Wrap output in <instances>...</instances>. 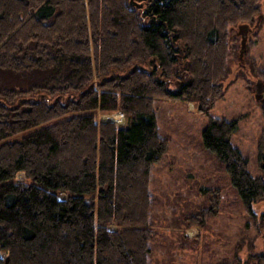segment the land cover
I'll return each instance as SVG.
<instances>
[{"label": "trees", "instance_id": "obj_1", "mask_svg": "<svg viewBox=\"0 0 264 264\" xmlns=\"http://www.w3.org/2000/svg\"><path fill=\"white\" fill-rule=\"evenodd\" d=\"M261 12L260 0H0V73L47 74L0 86V264H149L151 171L169 146L153 102L195 101L209 114L225 91L232 29ZM237 128L210 116L203 141L251 210L264 177L233 145ZM258 158L264 167V129ZM254 259L264 264V253Z\"/></svg>", "mask_w": 264, "mask_h": 264}, {"label": "rangeland", "instance_id": "obj_2", "mask_svg": "<svg viewBox=\"0 0 264 264\" xmlns=\"http://www.w3.org/2000/svg\"><path fill=\"white\" fill-rule=\"evenodd\" d=\"M260 5L259 16L243 22L250 26L243 61L239 25L231 31L234 50L228 58L230 72L223 81L225 91L209 114L199 111L195 101L159 97L153 102L159 133L169 139V146L151 171L150 218L154 236L149 264H260L254 256L264 253V199L254 202L249 210L225 163L203 141L210 116L237 119L238 128L231 141L249 157L250 172L264 177L258 158L264 104L256 97L261 82L264 98V0ZM46 76V72L35 68L3 70L0 86L29 88L42 83ZM175 83H171L173 89L177 88ZM96 113L99 121H127L121 110ZM17 178L26 180L23 173ZM61 197L66 195L62 193ZM210 209L213 212L209 211L206 219L198 216L201 224H189L193 215ZM109 227L115 229L117 225Z\"/></svg>", "mask_w": 264, "mask_h": 264}, {"label": "water", "instance_id": "obj_3", "mask_svg": "<svg viewBox=\"0 0 264 264\" xmlns=\"http://www.w3.org/2000/svg\"><path fill=\"white\" fill-rule=\"evenodd\" d=\"M250 31V26L248 23H243L239 25L238 34L241 35V49H240V60L243 61L245 53L247 51V42H248V34ZM259 88L257 89L256 97L258 100H261L264 103L263 95L261 94V82H258Z\"/></svg>", "mask_w": 264, "mask_h": 264}, {"label": "bare ground", "instance_id": "obj_4", "mask_svg": "<svg viewBox=\"0 0 264 264\" xmlns=\"http://www.w3.org/2000/svg\"><path fill=\"white\" fill-rule=\"evenodd\" d=\"M112 118H114V117H112ZM116 118H117V115H116ZM116 120V119H115ZM107 121H109V120H107ZM113 121V120H112ZM104 122H106L105 120H104ZM114 122V121H113ZM123 123V122H122ZM126 123V122H125ZM118 124V123H117Z\"/></svg>", "mask_w": 264, "mask_h": 264}]
</instances>
